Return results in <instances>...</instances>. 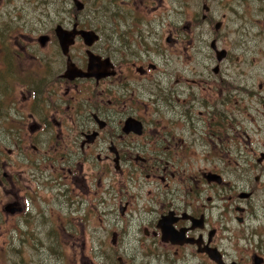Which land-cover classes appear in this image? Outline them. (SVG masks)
<instances>
[{"label":"flooded vegetation","instance_id":"1","mask_svg":"<svg viewBox=\"0 0 264 264\" xmlns=\"http://www.w3.org/2000/svg\"><path fill=\"white\" fill-rule=\"evenodd\" d=\"M107 2L110 10L114 3ZM165 5L166 13L175 4L140 0L131 8L146 14ZM181 14L166 41L182 46V98L162 84L169 73L152 51L129 53L114 35L106 42L119 43L121 59L101 53L98 43L91 48L112 62L114 75L68 79L70 63L87 71V57L80 64L73 54L80 37L64 56L55 28L41 46L35 37L42 31H31L27 21L0 27V92L11 94L3 109L10 127L0 131V187L16 210H1L5 245L20 236L57 264H264V236L249 225L250 175L264 173V130L247 111L255 60H264V0H184ZM76 25L86 29L74 21L65 26ZM85 86L102 89L96 103L86 99ZM150 108L169 115L167 131L147 136ZM129 119L142 124V134L125 131ZM191 159L199 160L196 167ZM39 162L49 175L35 172ZM177 175L182 188H171Z\"/></svg>","mask_w":264,"mask_h":264},{"label":"rangeland","instance_id":"2","mask_svg":"<svg viewBox=\"0 0 264 264\" xmlns=\"http://www.w3.org/2000/svg\"><path fill=\"white\" fill-rule=\"evenodd\" d=\"M79 1L85 4L84 10L81 12H78L73 0H0V27L6 26V23L12 20L27 21L31 31H42L40 34L42 35L41 37H39V34V36L37 35L35 37L38 38L35 45H39V43L41 44L40 39L43 36L48 37V35H51L53 29H56L57 26L60 25L67 28L65 26L66 24H71L73 21L78 22L82 28H89L90 30L96 31L100 35V42L97 44V50L101 53H109L110 55L115 53V56L120 58L121 50L119 43L114 44L113 42H106V38L108 36L114 35L116 36L114 37V42H118L120 39L126 42L127 47L124 48L129 53H137L140 51H143L144 53L145 49L152 51L151 53L154 63L159 65L161 70L166 69L169 73L167 84H162L167 85V87L170 88L175 87L179 89V97L182 98V92L186 88V85L177 82V80L186 78L183 72L184 56L182 55V46L173 47L171 44L167 43L166 39L168 37L167 31L171 30V27L169 26L171 20H174L175 18L176 20H182L181 11L184 0H173L175 5L172 6L166 13L164 11L167 10V3L164 10L161 9L154 13L147 12L146 14L141 11V7L136 9L131 8L132 3L140 5V0H112L114 5L110 7V10L108 9L109 5L106 6V4H108L107 0ZM76 16L78 19H75ZM136 19L139 21L136 24H131L130 21H134ZM142 20L147 21V26L141 22ZM134 25H139V28L134 29ZM177 26L178 25H175L174 28H177ZM150 32H152V35H150ZM143 35L147 37L150 43L143 40ZM44 45L45 44H41V46ZM86 48L87 47L84 46L83 42L79 40L77 47L73 50L75 59L77 58L80 64L86 62ZM124 48L122 47V51H124ZM37 50V48H32V51L36 52ZM44 53L47 54V51L45 50ZM56 53V49H52L50 50L49 55L51 54L52 58L59 59L55 56ZM50 60L51 62H54V60ZM49 68L54 69L55 66L50 63ZM263 70L264 60L256 58L253 73V99L250 100L251 106L250 108H247V111L251 115L255 127L258 128L261 126L264 130ZM160 80L163 81L165 78L161 77ZM88 87L89 86L84 87L86 89V99L92 100L96 103L99 100L98 94L102 91V89L93 86ZM92 90H94L93 96L88 93V91L91 92ZM159 93H161V91ZM9 96H11L10 92H0V107L2 108L0 111V131L5 133L6 128L10 127L9 123H11L9 113L3 110L7 108ZM87 96H89V98ZM179 97L176 98L180 99ZM21 100L23 99L21 98ZM177 109L179 111L178 107ZM144 110L145 109L142 108V114H144ZM149 112V116L152 118L150 117L148 122L145 124V129L143 128L147 136H155L158 130L163 132L167 131L170 126V123L168 122L170 118L166 111L162 110V113L158 115L156 114V111H153V114H151L152 109L150 108ZM176 127V133H181L182 126L178 125ZM254 131V138L257 142L259 138L258 136H262V134L258 129ZM108 132L109 131L106 133ZM258 133L260 135H258ZM32 160L34 162L36 161V159L33 158ZM191 161L195 167L198 165V159H191ZM93 164V167L96 171H98L101 167L99 162L94 159ZM37 166L38 167H35V170H38L35 171L36 173H39L41 169L45 170L48 175L50 174V167H45L43 162L37 163ZM131 166L138 169L142 168V165L136 164L135 162H132ZM250 176V187L255 190V196L252 201L254 213L253 217H250L249 225L255 231L256 236H264V173L258 172L251 174ZM257 176H260L259 182L255 181ZM145 177V175H138L136 176V180L147 184L148 181ZM183 178L185 182L187 175H183ZM176 179L177 180L172 182L171 188L178 187L177 184H179V188H182V181H180L178 175ZM157 182L159 184V188L164 187V184L160 180H157ZM95 184L99 185V181L96 179ZM146 189L153 190L154 187L147 184ZM7 190L8 189H4V187H0V264H57L53 258L49 257L50 252L48 250L42 254H36L33 248L27 243H24L20 236L13 239V244L5 245V243H3L5 239L2 237V233L7 229V221L1 210L4 206L9 205V201H7L8 199L5 195ZM144 197L147 198L146 191ZM43 241L47 245L50 244L47 239H44ZM3 245L5 247L1 249V246Z\"/></svg>","mask_w":264,"mask_h":264},{"label":"water","instance_id":"3","mask_svg":"<svg viewBox=\"0 0 264 264\" xmlns=\"http://www.w3.org/2000/svg\"><path fill=\"white\" fill-rule=\"evenodd\" d=\"M73 3L78 11H83L85 4L79 0H73ZM56 37L58 39L59 45L64 55H68L69 49L75 44L76 38L79 36L83 39L84 44L87 47H92L96 42L99 41L100 37L95 31L88 30H77V25L72 30H67L62 26H57L55 29ZM48 40L47 36H43L40 41L41 44H45ZM88 55V67L87 71L79 69L74 63H70L68 69L66 70L65 77L68 79L83 78V77H96L97 79L105 78L114 75L113 71H108L113 69L114 66L109 59H102L100 56L93 54L91 51L87 52ZM127 133L134 132L136 134H142L143 127L140 122L134 119H129L126 122ZM6 211L15 213L14 204H9L6 206Z\"/></svg>","mask_w":264,"mask_h":264}]
</instances>
